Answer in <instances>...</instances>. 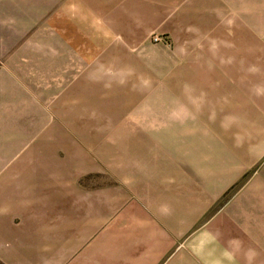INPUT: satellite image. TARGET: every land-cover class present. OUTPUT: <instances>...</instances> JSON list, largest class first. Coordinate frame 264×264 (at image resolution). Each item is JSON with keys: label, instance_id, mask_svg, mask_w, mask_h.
<instances>
[{"label": "crops", "instance_id": "crops-1", "mask_svg": "<svg viewBox=\"0 0 264 264\" xmlns=\"http://www.w3.org/2000/svg\"><path fill=\"white\" fill-rule=\"evenodd\" d=\"M98 1L96 12L78 2L101 42H65L58 73L23 76L70 84L45 89L47 120L4 168L21 186L0 189V262L264 264V0H250L228 36L224 26L198 41L197 74L181 75L195 89L149 90L155 100H134L93 137L92 117H77L92 110L67 100L94 81L76 66H107L110 34L145 35L178 0Z\"/></svg>", "mask_w": 264, "mask_h": 264}, {"label": "rangeland", "instance_id": "rangeland-1", "mask_svg": "<svg viewBox=\"0 0 264 264\" xmlns=\"http://www.w3.org/2000/svg\"><path fill=\"white\" fill-rule=\"evenodd\" d=\"M78 1L0 0V189H11L10 180L14 183L13 188L21 186L19 179L15 181L19 172H12L13 178L7 180L4 168L12 156L21 152L28 137L32 138L28 133L47 120L49 112L42 107L52 106L55 99L53 94L42 98L45 89L57 90L60 85L70 84L24 81L23 76L34 78L58 73L60 66L55 52L65 42L76 45L101 42L99 19L88 17L89 11L84 10L85 6L90 8ZM89 1L93 12L101 9L98 0ZM190 1L174 3L168 15L160 17L157 25L145 35L139 34L140 28L130 33L110 34L109 40H115L117 44L108 52L107 66H76V73L89 71L94 74V81L78 82L75 98L67 99L78 109L92 110L89 115H81L79 109L77 114L79 122L81 116L92 117L88 121L92 122L93 128L86 133L99 137L100 126L105 122H116L119 113L131 107L134 100H155L149 98V90L163 93L170 89L180 90L184 85L195 89V81L186 83L190 76L184 75L181 79V75L195 77L197 74L198 41L204 37L207 42L208 36H219L218 27L225 26L224 32L228 36L227 27L233 21L245 25L242 11L250 3V0ZM69 2L74 5L71 11L68 10ZM64 5L66 9L62 8ZM249 25H254L253 21ZM154 35L162 40L154 42ZM118 44L125 47V51L117 50ZM127 47L130 51L126 50ZM24 99L27 103L23 102ZM63 115L66 121H71L72 114ZM43 119L45 121L41 122ZM76 134L78 139L85 137L84 131L77 130ZM81 182H87L86 178Z\"/></svg>", "mask_w": 264, "mask_h": 264}, {"label": "built area", "instance_id": "built-area-1", "mask_svg": "<svg viewBox=\"0 0 264 264\" xmlns=\"http://www.w3.org/2000/svg\"><path fill=\"white\" fill-rule=\"evenodd\" d=\"M152 39H153L154 42H158V41L162 40L161 37H159L158 35H154L152 37Z\"/></svg>", "mask_w": 264, "mask_h": 264}]
</instances>
